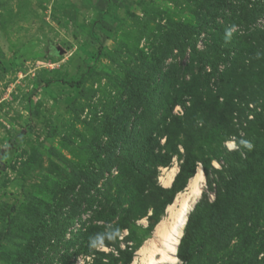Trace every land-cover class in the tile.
<instances>
[{
    "label": "rangeland",
    "instance_id": "rangeland-1",
    "mask_svg": "<svg viewBox=\"0 0 264 264\" xmlns=\"http://www.w3.org/2000/svg\"><path fill=\"white\" fill-rule=\"evenodd\" d=\"M263 109L264 0H0V264L132 262L198 167L189 264H264Z\"/></svg>",
    "mask_w": 264,
    "mask_h": 264
},
{
    "label": "bare ground",
    "instance_id": "bare-ground-1",
    "mask_svg": "<svg viewBox=\"0 0 264 264\" xmlns=\"http://www.w3.org/2000/svg\"><path fill=\"white\" fill-rule=\"evenodd\" d=\"M178 167L173 164L164 170L159 182L164 188H170L177 175ZM204 175L198 167L189 180L186 189L176 196L169 205L166 215L154 227L150 236L137 251L131 264H177V252L184 235L187 217L201 195Z\"/></svg>",
    "mask_w": 264,
    "mask_h": 264
},
{
    "label": "trees",
    "instance_id": "trees-1",
    "mask_svg": "<svg viewBox=\"0 0 264 264\" xmlns=\"http://www.w3.org/2000/svg\"><path fill=\"white\" fill-rule=\"evenodd\" d=\"M262 112L263 113H258L255 115L253 122H251L253 126H258V127L264 126V109ZM188 142H189L188 145H184L182 147L184 152V160L179 168V171L174 179V182H172L170 188L164 189V192L166 194H169L170 201L172 200L174 193L181 191L185 185L184 183L183 185H179V182L184 177L187 165L192 159V153H193V146L191 143L192 140L189 139ZM238 158L241 161L240 155L238 156ZM251 162H252L251 154L246 153V155L244 156V161L241 162L240 167L241 168L247 167L248 165L251 164ZM168 164H169V159H164L162 165L167 166ZM240 167L237 164H230L228 166V169L226 170V174H227L229 186L234 184V182L236 181ZM223 200H224V195L221 193V191H217L215 193V200L213 203L204 204L202 202H198L194 205L193 209L191 210V212L187 217V223L184 229V235L180 241V245L178 246L177 258L181 263L189 264L191 262L192 256L190 250L200 220H202L204 217L208 221L212 220L211 212L217 213L219 211L220 205L222 204ZM130 263H131V255H126L124 264H130Z\"/></svg>",
    "mask_w": 264,
    "mask_h": 264
},
{
    "label": "clouds",
    "instance_id": "clouds-1",
    "mask_svg": "<svg viewBox=\"0 0 264 264\" xmlns=\"http://www.w3.org/2000/svg\"><path fill=\"white\" fill-rule=\"evenodd\" d=\"M228 35L230 36V35H231V32H229ZM248 147L250 148L251 145L249 144ZM100 239H102L101 236H97V237H95L94 239H92L91 243L93 244V246H95L96 243H97V241L100 240Z\"/></svg>",
    "mask_w": 264,
    "mask_h": 264
},
{
    "label": "water",
    "instance_id": "water-1",
    "mask_svg": "<svg viewBox=\"0 0 264 264\" xmlns=\"http://www.w3.org/2000/svg\"><path fill=\"white\" fill-rule=\"evenodd\" d=\"M178 260V259H177ZM179 261V260H178Z\"/></svg>",
    "mask_w": 264,
    "mask_h": 264
}]
</instances>
